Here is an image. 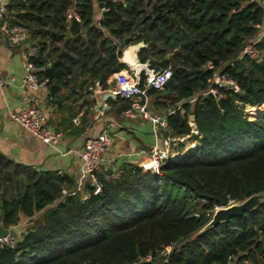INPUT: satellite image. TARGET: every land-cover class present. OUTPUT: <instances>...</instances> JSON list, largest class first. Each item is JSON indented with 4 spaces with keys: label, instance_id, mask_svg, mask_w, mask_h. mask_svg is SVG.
Listing matches in <instances>:
<instances>
[{
    "label": "trees",
    "instance_id": "obj_1",
    "mask_svg": "<svg viewBox=\"0 0 264 264\" xmlns=\"http://www.w3.org/2000/svg\"><path fill=\"white\" fill-rule=\"evenodd\" d=\"M97 1L107 8L99 26L93 0H77L81 20L69 23L71 0L5 4L10 23L29 27L27 41L37 45L32 59L44 65L39 74L48 85L76 88L98 80L104 86L109 74L127 65L117 50L124 39L144 41L138 59L172 69L163 90L147 89L149 98L156 109H169L171 134H190L200 144L163 162L159 174L126 164L84 201L62 196V188L75 186L68 176H22L0 153V222L9 228L22 213L32 225L13 248H0V264H264V202L202 230L215 208L264 193V108L252 119L244 110L245 104L263 107L264 58L234 56L258 32L263 8L251 0H154L149 10L147 0ZM256 46L264 55V36ZM50 51L53 59L45 64ZM214 68L241 90L223 89L219 99L204 95ZM116 99L124 101L122 108L130 102ZM191 114L198 133L191 132Z\"/></svg>",
    "mask_w": 264,
    "mask_h": 264
},
{
    "label": "crops",
    "instance_id": "obj_2",
    "mask_svg": "<svg viewBox=\"0 0 264 264\" xmlns=\"http://www.w3.org/2000/svg\"><path fill=\"white\" fill-rule=\"evenodd\" d=\"M93 3V22L99 26L102 7L97 0H93ZM102 30L105 35L111 37L105 28L102 27ZM114 41L117 42L116 39ZM30 44H33V41L11 47L0 40V74L5 79V84L0 87V153L13 162L16 171L22 176L29 171L37 175H66L75 185L83 142L88 135L98 133L104 126H109L112 130V140L105 157L120 169L126 164L140 166L147 158L155 138L147 120L138 115L127 117L123 114L124 101L117 100V95H113L109 90L113 84L112 73L106 78L105 85L100 84V88L96 90L93 89V84L69 88L59 83L56 84L61 88L54 93H51L50 85L40 89L47 122L62 133L56 147L42 142L9 116V111L24 107L28 96L23 91L22 83L26 50ZM126 44L125 41L117 50L121 51L119 60L128 64L131 62L122 57L125 51L131 46H136L134 52L137 59V51L145 42L141 40L127 46ZM124 46L126 47L123 48ZM42 58L45 64H50L53 52L50 51ZM106 92L112 96L104 97ZM24 220L31 223V219L19 213V221L9 228L17 232L16 227Z\"/></svg>",
    "mask_w": 264,
    "mask_h": 264
},
{
    "label": "built area",
    "instance_id": "obj_3",
    "mask_svg": "<svg viewBox=\"0 0 264 264\" xmlns=\"http://www.w3.org/2000/svg\"><path fill=\"white\" fill-rule=\"evenodd\" d=\"M115 1L118 3H127L132 0ZM251 1H255L263 8V16L261 21L255 23L258 32L244 41L238 52V56H247L251 59L261 61L264 55L257 48L256 43L264 36V0ZM106 9V7H102L101 16L102 12ZM7 14L5 0H0V40L11 47L25 43L30 36L29 27L20 23H10ZM65 20L68 23L72 20H81V15L77 8V0H71L70 5L65 11ZM36 54L37 45H28L24 62L25 74L22 83L23 91L28 96L24 107L9 111V116L42 142L56 147L62 133L48 124L43 110L39 91L42 87L48 85V78L40 76L39 73L43 70L44 65L37 64L33 61L32 57ZM111 77L113 84L109 88L110 92L113 95H121L130 100L129 104L123 108V114L127 117L141 116L151 125L155 141L148 152L147 158L140 163L139 167L144 172L159 174L161 164L166 160H172L176 154H179L178 150H172V145L187 140L190 136V134H171L167 121L168 111H151L149 108L148 101L150 98L147 89L153 87L158 90H163L167 81L172 77V69L170 67L155 68L147 60L142 62L137 58L136 62L128 63L126 67L112 72ZM141 80L143 82L142 86L140 85ZM4 84L5 79L0 74V87ZM93 85L94 90L101 86L98 80H95ZM223 89L232 92H239L241 90L238 82L227 72L214 68L209 77V86L202 93L204 95L211 94L215 99H219L223 96ZM195 99L196 97H192L189 101L193 102ZM261 109V106L244 105V110L248 114L249 119L254 118ZM188 123L191 126V132L198 133L196 125L190 116ZM111 131L109 126H104L98 133L88 135L85 138L79 154L81 164L76 184L70 191L62 189L64 196L79 195L80 200L84 201L89 198L91 193L97 194L101 191L104 180H110L120 176L121 169L105 157V152L112 140ZM164 131H167V133L164 134ZM21 234L15 232L13 236L9 234L0 236V248H13ZM168 251L169 249L166 250V252ZM149 259V257L146 258V260Z\"/></svg>",
    "mask_w": 264,
    "mask_h": 264
},
{
    "label": "water",
    "instance_id": "obj_4",
    "mask_svg": "<svg viewBox=\"0 0 264 264\" xmlns=\"http://www.w3.org/2000/svg\"><path fill=\"white\" fill-rule=\"evenodd\" d=\"M163 15L165 16V18L169 22L179 24V22L175 16L168 14L166 11L163 12ZM124 41L127 42L128 38H125ZM237 55H238V52L235 53L234 56L236 57ZM122 57L125 61H127V57L125 56V53L122 55ZM249 71L252 72L253 69H250ZM59 88H61V86L59 84L52 83L50 85L51 93L56 92ZM107 96H112V94L108 93V92L104 93V97H107ZM165 111H169V109H166ZM190 118L193 119L194 115L191 114ZM263 202H264V193H260V194L251 195L242 201L234 202V203H231L227 206L217 207L213 211L211 219L203 227L202 230L203 231L207 230L210 227H213L219 223L226 222V221L230 220L231 218L240 216L245 212H249V211L255 209L256 207H258L259 205H261ZM7 234L13 236V235H15V230L13 228H5L2 224V222H0V236L2 237V236H5Z\"/></svg>",
    "mask_w": 264,
    "mask_h": 264
},
{
    "label": "rangeland",
    "instance_id": "obj_5",
    "mask_svg": "<svg viewBox=\"0 0 264 264\" xmlns=\"http://www.w3.org/2000/svg\"><path fill=\"white\" fill-rule=\"evenodd\" d=\"M153 1L154 0H147V5H146L147 10H149L151 8ZM129 44H133V42L132 43L127 42L126 46ZM126 46H124L123 48H125ZM148 104H149V108L151 111L157 110L156 107L153 105V98L152 97L149 99ZM180 143H182V145H183L182 149H178ZM199 144H200V142L198 141V139H193L191 136H189L187 138V140H184L182 142H179L178 144L176 143V144L172 145V150L177 151V149H178V152H179L178 155H180V157H181L182 155H184V153H182V152H185L186 150L188 152V151L198 147ZM178 155L176 154L172 160H175V161L178 160L180 158V157L177 158ZM41 216H42V212L37 213L35 215L34 219L38 220L41 218ZM31 226H32L31 223H28L26 220H24V221L20 222L19 227H16V231L19 234H21V233L27 231Z\"/></svg>",
    "mask_w": 264,
    "mask_h": 264
},
{
    "label": "bare ground",
    "instance_id": "obj_6",
    "mask_svg": "<svg viewBox=\"0 0 264 264\" xmlns=\"http://www.w3.org/2000/svg\"><path fill=\"white\" fill-rule=\"evenodd\" d=\"M135 47L136 46H131L125 51V56L127 57V60L129 62H136L137 61V59L135 57V52H134Z\"/></svg>",
    "mask_w": 264,
    "mask_h": 264
}]
</instances>
